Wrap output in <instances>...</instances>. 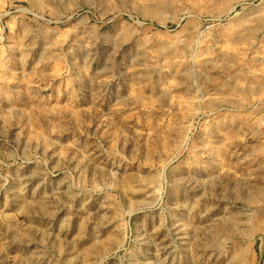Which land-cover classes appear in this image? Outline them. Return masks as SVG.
Returning a JSON list of instances; mask_svg holds the SVG:
<instances>
[{"label":"rangeland","instance_id":"rangeland-1","mask_svg":"<svg viewBox=\"0 0 264 264\" xmlns=\"http://www.w3.org/2000/svg\"><path fill=\"white\" fill-rule=\"evenodd\" d=\"M0 264H264V0H0Z\"/></svg>","mask_w":264,"mask_h":264},{"label":"bare ground","instance_id":"bare-ground-1","mask_svg":"<svg viewBox=\"0 0 264 264\" xmlns=\"http://www.w3.org/2000/svg\"><path fill=\"white\" fill-rule=\"evenodd\" d=\"M198 16V13L195 11L188 12L182 17L177 25L181 26V24H183L182 28L184 30L189 29L188 27H196L198 30H201L203 28V24Z\"/></svg>","mask_w":264,"mask_h":264}]
</instances>
